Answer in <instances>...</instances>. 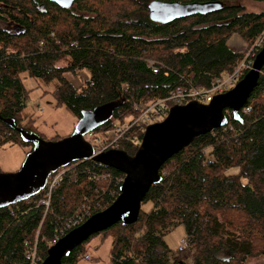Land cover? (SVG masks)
Wrapping results in <instances>:
<instances>
[{
	"label": "trees",
	"instance_id": "1",
	"mask_svg": "<svg viewBox=\"0 0 264 264\" xmlns=\"http://www.w3.org/2000/svg\"><path fill=\"white\" fill-rule=\"evenodd\" d=\"M151 1L77 0L62 9L47 0H0V22L11 26L10 31L0 29V144L31 146L3 122L13 120L16 127L32 132L19 123L26 97L20 74L57 80L55 102L77 120L116 104L108 120L92 131L105 133L134 115L133 103L166 96L182 85V77L205 87L230 74L243 59L227 45L232 35L250 43L264 29V11L246 12L243 0H217L223 4L218 12L165 25L149 19ZM63 58L68 60L66 66H58ZM151 58L164 63L166 71L153 74L145 63ZM82 70L89 78L76 88L64 75L76 76ZM243 107H249L247 114L239 111L234 120L226 111L225 127L196 138L163 164L161 180L141 202H150L151 209H140L136 223H117L93 235L111 240L110 264H187L170 259L163 239L180 225L185 245L177 252L187 251L191 264L264 259V64ZM134 134L129 131L118 149L133 155ZM100 166L91 160L71 163L45 214L37 206L44 189L0 208V264H26L24 243H32L38 229L43 260L53 234L74 212L84 207L94 214L108 207L114 200L109 193L112 185L91 175L108 173L112 180L123 175ZM231 169L236 172L228 173ZM89 239L64 256L61 264H78L82 245Z\"/></svg>",
	"mask_w": 264,
	"mask_h": 264
},
{
	"label": "water",
	"instance_id": "2",
	"mask_svg": "<svg viewBox=\"0 0 264 264\" xmlns=\"http://www.w3.org/2000/svg\"><path fill=\"white\" fill-rule=\"evenodd\" d=\"M47 1L69 9L77 0ZM222 8V2L217 0L191 3L153 0L147 6L149 19L163 25L187 17L212 14ZM263 64L264 47L255 55L251 68L229 91L213 96L207 105L192 101L170 107L162 121L145 128L133 155L119 149L95 153L93 146L83 137L103 125L116 104L85 114L77 120L70 136L55 142L44 141L37 134L16 127L13 120H4L32 148L19 170L0 174V208L29 199L45 187L47 178L58 169L91 160L124 176L119 193L108 207L92 214L49 246L41 264H61L64 256L91 236L117 223H136L144 196L161 180L159 171L163 164L196 138L225 127L228 122L226 111L229 110L233 119L238 120L240 109L258 85Z\"/></svg>",
	"mask_w": 264,
	"mask_h": 264
},
{
	"label": "rangeland",
	"instance_id": "3",
	"mask_svg": "<svg viewBox=\"0 0 264 264\" xmlns=\"http://www.w3.org/2000/svg\"><path fill=\"white\" fill-rule=\"evenodd\" d=\"M241 4L246 12L264 11V3L258 0H243ZM0 29L10 31L11 26L0 22ZM232 36H234V40L231 43L228 41V47L234 53L242 54L244 59L249 42L244 41L238 34ZM154 58L147 60L158 61ZM67 62L68 60L63 58L58 62V66L64 67ZM64 76L73 86L79 88L83 81L89 78V73L82 70L76 76H72L70 73H66ZM20 79L26 93L25 106L20 112V125L37 134L44 141L55 142L70 136L74 131L77 119L68 112L64 105L56 104L54 92L58 87V81L54 79L45 82L41 79L28 77L26 74H20ZM96 137L104 138L101 133H96ZM31 148L30 145L23 146L17 143L0 144V174L14 173L19 170ZM99 169L102 171L111 170L104 166H100ZM234 172H236L235 169L228 171V173ZM102 188H104L103 185L100 189ZM149 209H151L150 202L141 205L143 212H147ZM184 238L185 230L180 225L167 233L163 239L170 251V259L185 260L187 264H191L187 251L177 252L180 242ZM110 242L109 238H104L101 234L92 236L87 243L82 245L83 252L79 256L78 264H110ZM248 264H264V259L261 256L255 257L248 260Z\"/></svg>",
	"mask_w": 264,
	"mask_h": 264
},
{
	"label": "built area",
	"instance_id": "4",
	"mask_svg": "<svg viewBox=\"0 0 264 264\" xmlns=\"http://www.w3.org/2000/svg\"><path fill=\"white\" fill-rule=\"evenodd\" d=\"M231 42L233 40L231 39ZM264 47V29L249 43L246 50L244 59L239 63V65L230 74L223 75L221 77L214 78L209 82L208 86H195L189 83V80L182 77V85L175 87L170 90L166 96L159 98L155 101L146 102H135L132 105V110L134 115L128 117L123 122L116 124L111 130L101 133L104 138L96 137V133L89 132L83 137L85 140L93 146L95 153L105 152L111 149H118V144L121 140L125 139L126 134L129 131L134 132L130 138V142L133 145L140 144L138 134H142L148 125L154 124L156 122L162 121L168 114L170 107L174 105H186L192 101L198 102L203 105H207L211 102L213 96L218 94H223L230 89H232L235 84L242 78L245 71H248L251 66L255 55ZM236 53V52H235ZM238 53V52H237ZM146 67L153 73L156 74L160 69L166 71L167 67L162 62L146 60ZM249 112V107H243L240 110V114H247ZM231 129V128H230ZM82 163V162H81ZM69 167H64L58 169L56 172L52 173L46 181L43 196L38 200L37 206L44 208V214L50 209L51 196L55 187L62 181L63 177L69 171ZM91 178L95 180L107 181L108 185H112L113 189L110 190V196L115 197L119 193L116 187L121 185L122 178H113L108 173H100L91 175ZM119 188V187H118ZM92 215L89 208H80L72 214L60 227L55 231L53 237L50 241L49 246L53 245L61 237H63L70 230L81 225L87 218ZM39 229L36 232L35 239L32 243L25 242L24 246L26 248L24 256L27 260L26 264H41L42 260L38 254V243L37 235ZM185 242L181 241V245L178 251H182Z\"/></svg>",
	"mask_w": 264,
	"mask_h": 264
},
{
	"label": "crops",
	"instance_id": "5",
	"mask_svg": "<svg viewBox=\"0 0 264 264\" xmlns=\"http://www.w3.org/2000/svg\"><path fill=\"white\" fill-rule=\"evenodd\" d=\"M231 39L234 40V36H232V38L229 39V42L231 43Z\"/></svg>",
	"mask_w": 264,
	"mask_h": 264
},
{
	"label": "flooded vegetation",
	"instance_id": "6",
	"mask_svg": "<svg viewBox=\"0 0 264 264\" xmlns=\"http://www.w3.org/2000/svg\"><path fill=\"white\" fill-rule=\"evenodd\" d=\"M124 177V176H123Z\"/></svg>",
	"mask_w": 264,
	"mask_h": 264
}]
</instances>
